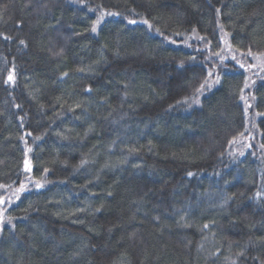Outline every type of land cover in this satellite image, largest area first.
<instances>
[{
    "label": "trees",
    "instance_id": "obj_1",
    "mask_svg": "<svg viewBox=\"0 0 264 264\" xmlns=\"http://www.w3.org/2000/svg\"><path fill=\"white\" fill-rule=\"evenodd\" d=\"M0 201V264H264V0H0Z\"/></svg>",
    "mask_w": 264,
    "mask_h": 264
},
{
    "label": "snow or ice",
    "instance_id": "obj_2",
    "mask_svg": "<svg viewBox=\"0 0 264 264\" xmlns=\"http://www.w3.org/2000/svg\"><path fill=\"white\" fill-rule=\"evenodd\" d=\"M113 15H115V13H112ZM98 22V21H97ZM133 23H134V21H133ZM145 23H147V21H145ZM93 31H95L96 29H95V26H93V29H92ZM21 43L23 44L24 43V41H21ZM249 55H252V53H251V51H249V53H248ZM234 58V57H233ZM241 67H243V65H241ZM66 75V74H65ZM209 75H211V73H209ZM12 79V77H11V75L9 76V80H11ZM216 82L218 83L219 82V77H217V80H216ZM204 87H205V85L204 84H201V86L198 88V89H196V92L197 93H200L203 89H204ZM243 98V97H242ZM195 103H199V99L197 98L196 100H195ZM189 175H192V173H189ZM41 185L38 183L37 184V187H40ZM21 191L23 190V186H21V189H20ZM0 202H2V201H0ZM204 227L205 228H207L208 227V225H204Z\"/></svg>",
    "mask_w": 264,
    "mask_h": 264
},
{
    "label": "rangeland",
    "instance_id": "obj_3",
    "mask_svg": "<svg viewBox=\"0 0 264 264\" xmlns=\"http://www.w3.org/2000/svg\"><path fill=\"white\" fill-rule=\"evenodd\" d=\"M28 159H29V157L26 154V158H25V161H24V167H25V169H28L29 168V161H28Z\"/></svg>",
    "mask_w": 264,
    "mask_h": 264
}]
</instances>
